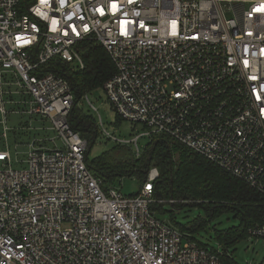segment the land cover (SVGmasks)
Returning <instances> with one entry per match:
<instances>
[{
	"label": "built area",
	"instance_id": "built-area-1",
	"mask_svg": "<svg viewBox=\"0 0 264 264\" xmlns=\"http://www.w3.org/2000/svg\"><path fill=\"white\" fill-rule=\"evenodd\" d=\"M21 1L0 0V264H229L152 209L157 168L135 195L104 187L69 123L71 81L44 68H84L77 45L96 40L115 66L103 89L119 117L264 196V0ZM11 115L27 118L22 131L51 126L20 143ZM10 132L17 154L28 149L20 169ZM248 234L264 238V216Z\"/></svg>",
	"mask_w": 264,
	"mask_h": 264
},
{
	"label": "trees",
	"instance_id": "trees-1",
	"mask_svg": "<svg viewBox=\"0 0 264 264\" xmlns=\"http://www.w3.org/2000/svg\"><path fill=\"white\" fill-rule=\"evenodd\" d=\"M21 3L24 7L31 0H22ZM77 47L84 68H75L73 64L56 58L48 63L44 71L56 72L72 83L75 101L69 123L88 143V168L103 181L105 188L117 185L116 181L127 175L136 176L143 186L149 171L157 168L159 177L154 182V197L157 201L152 204V209L162 215L168 212L166 205H172L174 209L169 211L173 219L171 224L204 247L209 245L199 241L193 233L203 229L208 219L197 220L191 225H178L174 220L176 210L202 207L211 212V217L222 212L223 208L234 210L242 219V224L222 231L216 230L222 252L209 248L218 252L226 263L237 264L228 253L229 246L249 236V228L261 221L264 216V196L186 145L165 135L150 136L149 143L139 155L132 146L133 149L117 142L113 150L90 159L91 149L102 132L92 116L84 112L81 101L89 92L103 88L104 83L115 73V66L105 48L96 40L82 41Z\"/></svg>",
	"mask_w": 264,
	"mask_h": 264
},
{
	"label": "rangeland",
	"instance_id": "rangeland-1",
	"mask_svg": "<svg viewBox=\"0 0 264 264\" xmlns=\"http://www.w3.org/2000/svg\"><path fill=\"white\" fill-rule=\"evenodd\" d=\"M73 66L78 68L77 64H74ZM88 100L95 105L97 110L90 106ZM81 107L87 115L92 116L97 124L100 125L102 119L104 124L103 126L110 131L112 135L122 140L125 145H128V148L133 147L136 152L137 145L134 142V139L137 136L142 135V137L138 140V145L141 151L151 139L150 136L145 134V127L142 125L132 124L130 121L124 120L118 116L103 88L94 90L85 95L81 101ZM26 122L27 118L17 115H11L8 122L11 129L19 130L17 136H19L18 141L20 143L31 142L35 137H38L39 133H44L43 130L39 128H43L44 126L48 128L51 126L48 122L37 119L32 122L31 129L22 131L20 128H22ZM50 133L52 134L53 132ZM14 145V132H10L9 148L13 159V167L20 169L25 167V161L28 157V149L26 146H23L19 149V153L17 154ZM116 145L117 141H114L104 134L100 135L91 149L90 159H94L103 153L113 150ZM22 160L24 161L23 163L20 162ZM116 184L119 186L122 193L127 196L137 194L142 186V183L134 175L120 177L116 181ZM165 209L168 212L158 216L161 219L172 223L173 219L169 211L173 210L174 207L167 204ZM222 210V212H219L217 215L211 217V212H208L205 208L185 207L183 209L176 210L174 220L178 223V225L185 226L191 225L197 220L208 219L206 226L203 229L194 232L193 236H195L199 241L209 245V247L222 252L223 247L216 238V230L222 231L232 227H238L242 224V219L236 215L234 210L229 211L225 208ZM228 253L234 258L237 264H261L264 260V238L251 236L241 238L238 242L229 246Z\"/></svg>",
	"mask_w": 264,
	"mask_h": 264
}]
</instances>
